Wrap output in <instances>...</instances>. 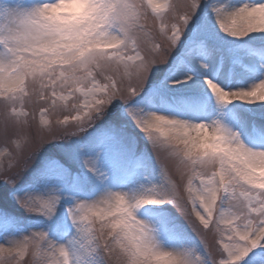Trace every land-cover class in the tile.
Wrapping results in <instances>:
<instances>
[{"label":"snow or ice","instance_id":"obj_1","mask_svg":"<svg viewBox=\"0 0 264 264\" xmlns=\"http://www.w3.org/2000/svg\"><path fill=\"white\" fill-rule=\"evenodd\" d=\"M0 141V264H264V0H0Z\"/></svg>","mask_w":264,"mask_h":264},{"label":"rangeland","instance_id":"obj_2","mask_svg":"<svg viewBox=\"0 0 264 264\" xmlns=\"http://www.w3.org/2000/svg\"><path fill=\"white\" fill-rule=\"evenodd\" d=\"M0 143H2V141H0ZM7 164H8V161L3 159V157H0V165H3L4 167H6ZM173 178L178 180V177H175L174 175H173ZM209 244H210V247H212L214 249L215 246L212 245L211 238L209 239ZM25 259H27V258H25Z\"/></svg>","mask_w":264,"mask_h":264}]
</instances>
